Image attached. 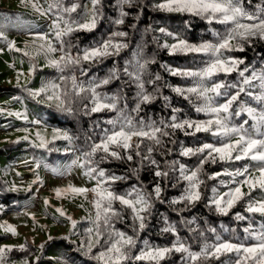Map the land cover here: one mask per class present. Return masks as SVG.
Here are the masks:
<instances>
[{"label": "snow or ice", "instance_id": "1", "mask_svg": "<svg viewBox=\"0 0 264 264\" xmlns=\"http://www.w3.org/2000/svg\"><path fill=\"white\" fill-rule=\"evenodd\" d=\"M134 3L135 0H118L119 15L114 20L115 25L125 24V18L129 16L125 6L132 7ZM248 3L251 4L252 0H248ZM89 4L90 7L82 6L80 0H72L68 5L64 0H49L47 8L37 3L32 4L33 9L41 16L50 17V31L36 33L34 39L41 41L37 55L43 54L46 58L45 66L60 74L59 82L45 81L38 89H33L21 85L19 76L17 78V87L28 98L37 103H47L48 107L54 106L60 112L74 114L72 105L79 102L86 116L105 111L115 113L113 117L103 121L109 127H101V121H96V127L100 128L98 139L91 140L87 148L72 160V167L83 169L84 175L95 181V186L89 189L69 185L55 190L58 197L61 192L84 195L85 199L88 192L94 195L91 203L95 215L89 213L85 218L90 227L86 229V240L80 244L84 254L100 264H164L175 253L181 254L180 264H211L213 261H219L220 264H264V68L259 71L250 70L245 58L232 55L234 52H244L245 45H251L253 40L264 41V0L255 4L254 10L245 7V0H161L157 3L155 8L158 11L190 15L209 25L224 26L223 31L212 29L214 39L199 42H190L179 34L160 27L158 31L174 42L160 43L153 37L159 48L167 49L168 54L173 56L191 55L201 58L200 64L195 67L161 65L170 76L190 82L184 86L165 82L162 87L157 83L162 80L159 74L147 81L144 79L148 66L156 63V60L154 57L143 56L142 48L137 49L134 59L126 61L123 68L114 61L113 67L103 77L93 75L87 81L78 79L77 71L80 76H88L93 67L103 64L109 58L120 56L122 51L129 48V33L123 30L112 31L107 38L83 48L66 39L75 32L91 33L97 28L103 18L102 0H89ZM81 7L84 9L83 15L74 18L73 13H77ZM132 27L135 28L136 25L133 24ZM0 39L7 41L3 31H0ZM53 41L59 44V48ZM7 44L9 50L23 51L15 46V41H7ZM73 48L77 49L75 54L72 52ZM3 51L0 48V52ZM57 51L60 52L58 59L54 58ZM23 55L28 56L30 62L35 59L28 52H23ZM85 64L89 67L85 68ZM241 65L244 67L241 68ZM37 70V64L31 63L30 74L34 75ZM233 73L237 77L235 80L229 79ZM122 76L128 79L119 92L108 94L100 91L114 81H120ZM146 83L154 85L153 91H148ZM130 85H135L136 91L134 107L129 111L127 93L123 88ZM164 88L188 102L192 110L203 114L204 118L183 115V109L173 103L172 96L164 94ZM23 99V96L13 97V100L19 102H23ZM157 100H161L164 107L169 109V115L159 120L141 116L144 108ZM250 101H254L257 106H251ZM3 114L5 110L0 108V115ZM242 114H246L248 119L235 123V118ZM6 115L34 126L42 125L40 119L29 120L26 106L23 111H7ZM44 127L46 130L47 126ZM17 131L26 134L14 143L28 141L32 147L51 153L61 151L55 147V141L63 140L68 144L64 152L74 151V137L66 130L53 128L51 139L36 131L35 140L30 139L28 127ZM177 132L185 137L207 134L215 140L188 146L177 138ZM169 144L175 146V149L169 147ZM157 149H163L161 156L172 155L175 150L180 157H194L196 162L189 166L177 159L167 160L166 167L161 168L154 156ZM113 161L126 165L135 162V166L127 169L128 174H116L101 167ZM240 161L245 163L234 169L225 167L212 173L205 169L206 165L235 164ZM146 166L152 167L154 184L151 191L140 178V173ZM35 167L39 169L41 161H36ZM133 177L136 183L129 185L126 190H115L116 183L127 182ZM207 180L217 183L208 188ZM33 183H42L39 175ZM180 185L183 187L178 196L165 199L164 193L168 187L177 188ZM221 187L226 190L221 191ZM245 187L247 192L244 191ZM202 189L210 194L205 196ZM17 190L16 187L9 189ZM256 190L262 193L260 198L253 197L252 193ZM201 200L221 216H228L237 205L243 203L244 211L234 213L236 221H248L247 226L242 229L243 241L236 235L225 239L215 227L206 230L192 228L190 225L196 223L195 219L181 217L180 224L188 228L189 232L198 233L201 240L199 250H193L191 244L180 236L177 225L170 222L167 216L162 217L164 226L160 229V234H171L174 237L169 245L161 246L141 240V233L148 228V221L152 218L157 203L168 204L173 212L180 215L191 211ZM117 204L119 208L116 207ZM178 205L182 207H177ZM56 211L61 216L65 215L62 209L58 208ZM126 212L127 219L131 221V234L116 227V223L125 222ZM245 213L259 215L262 218L259 226H254L251 216ZM67 219L75 229L78 222L71 216ZM0 228L17 234L16 228L10 224H0ZM206 231L214 235L212 241H209ZM230 231L235 233L236 229ZM141 244L142 247L138 248ZM94 248L101 250L93 255ZM20 250L26 251V246L21 245ZM11 251V246L0 247V264H5L7 253ZM222 257L225 259L221 260ZM23 264H28V261L25 260Z\"/></svg>", "mask_w": 264, "mask_h": 264}, {"label": "trees", "instance_id": "2", "mask_svg": "<svg viewBox=\"0 0 264 264\" xmlns=\"http://www.w3.org/2000/svg\"><path fill=\"white\" fill-rule=\"evenodd\" d=\"M161 0H135V3L132 7L125 6V10L129 12V16L125 18V24L117 26L114 24V20L119 15L117 3L118 0H102L103 4V18L99 22L97 28L91 32H75L70 37L66 39L71 40L74 44H78L80 48L88 47L93 44L98 43L100 40L107 38V36L115 30H123L129 33L127 41L129 43V48L122 51L120 56L109 58L103 64L93 67L92 71L89 72L88 76H80L77 71L78 79H83L87 81L93 75L97 77H103L109 69L113 67L114 61L123 68L124 64L128 60H132L135 57L136 51L138 48L143 49V56L151 58L154 57L156 63L150 64L148 66L147 74L144 79L147 81L150 78H154L155 74H159L162 77V80L157 82L161 87L165 82L171 85H187L190 82L183 80L179 77H172L161 67L163 64H168L172 67H195L198 66L201 62V58L193 56H182V55H169L167 49L159 48L156 40H153V37H156L160 43L167 41L168 43H173L172 38L164 36L161 34L158 29L164 27L167 30L179 34L181 37L188 39L190 42H199L201 40H211L214 39L212 35V29L215 28L218 31H223L224 26L218 24L209 25L206 21L192 17L185 14H176V13H167L158 11L155 8L157 3H160ZM65 4L68 5L72 0H64ZM89 0H80L81 5H87ZM261 0H252V3L249 4L248 0H245V7L249 10H254V5L260 3ZM83 7L77 10V13H73L74 18H78L81 13H83ZM1 11H6L0 9ZM12 14H15L17 11H10ZM139 16V19H137ZM135 24L136 27L133 28L132 25ZM190 25V27H188ZM77 51L76 48L72 49L73 54ZM232 55L245 58L246 63L248 64L250 70L254 69L259 71L264 68V41L253 40L251 45H245L244 52H234ZM85 68L89 67L88 64L84 65ZM244 65H241V68ZM42 70L38 68L34 75H37ZM47 81L54 80L60 75L55 69L47 70ZM68 74V73H65ZM250 74V73H249ZM32 75V74H31ZM236 74L233 73L229 79L235 80ZM127 77L122 76L120 81H114L110 85H107L100 89V91L107 92L108 94H113L121 90L122 85L127 80ZM29 87V85H27ZM10 87V89H12ZM146 88L149 92L153 91L154 85L147 84ZM9 87L0 88V95L4 94L1 90H8ZM20 93L22 96L27 95L22 92L21 88ZM258 91V89H253ZM123 91L127 93V102L128 110L130 111L134 107V95H135V85L126 86L123 88ZM165 95L173 97V103L183 109V115L192 116L196 118H204L203 114L195 113L188 102L182 100L179 97H176L170 89H163ZM248 99L246 97H242ZM86 102V101H85ZM254 103V101H250ZM74 114L69 115L58 111L54 106L48 107L44 106V121L47 125L57 127L60 129L67 130L73 137L76 144V148L79 152L86 149L88 143L91 140L98 139L100 135V128L96 127V121H101V127H109L107 124H104L103 121L113 117L115 113L103 112L98 114H93L91 116H86L83 114L82 106L79 102H76L72 105ZM169 115V109L164 107V104L161 100H157L155 103L148 105L144 108V111L141 113L145 119L152 118L159 120L160 118L167 117ZM244 116V115H243ZM238 117L235 118V123L241 121ZM177 138L182 141L185 145H197L205 141H213L215 138L208 136L207 134H199L198 137H185L182 133L177 132ZM24 141L19 143L10 142L2 147H0V157L3 155H11V152L18 150L19 146L24 145ZM57 144H66L65 141H58ZM169 147L175 146L169 144ZM35 148H32L34 150ZM36 150V149H35ZM163 149H157L154 153L155 158L160 162L161 168L166 167L167 160L177 159L180 162L192 166L196 162V158H182L179 156L178 152L174 150L172 155L165 154L164 156L160 155V152ZM35 157H39V154L36 152L33 154ZM64 156L63 154H53L49 158V162H57L59 157ZM243 161L236 162L235 164H216V165H206L205 169L207 172L212 173L220 171L223 168L227 167L229 169H234L241 165ZM135 162L131 165H126L121 162L113 161L110 164H103L101 167L107 168L110 172L116 174H128L127 169L129 167H134ZM171 175V173H170ZM141 180L144 181L145 185H148V190L151 191L152 185L154 184L152 176V167L146 166L145 169L140 173ZM227 177H221L225 179ZM206 179V177H205ZM136 183L135 178L133 177L127 182H118L114 185L116 191L126 190L129 185ZM217 181L207 180L208 188L216 184ZM183 185L178 186L177 188L168 187L164 193L165 199H171L179 195ZM222 188V187H221ZM205 192V196H208L210 193L206 189H202ZM27 197L26 193H18L14 191H9L7 183L0 176V204H4L5 208L12 209L18 205L23 199ZM119 208V204L116 205ZM177 207H182L178 205ZM244 211L243 203L237 205L233 209L232 213L228 216H221L215 213L212 208H209L206 205L204 200H201L195 208L189 212L181 213L177 215L171 210L168 204L161 205L156 204V209L153 212L152 218L148 221V228L141 233V240H148L152 244L156 245H169L174 237L171 234H160V229L163 225V216H167L170 222L175 223L178 227L180 236L185 239L189 244H191L193 250H199L201 245V240L198 236V233L189 232L188 228L180 224L181 217H185L188 220L195 219L196 223L190 225L192 228L199 227L201 230H206L209 227H215L217 232L223 236L225 239H230L234 235L239 236L243 241L244 233L242 229L247 226L248 221H236L234 219V213ZM245 215H250L245 213ZM128 213H125V222L116 223V227L128 232L131 234V228L129 227L131 221L127 219ZM251 220L254 223V226L258 227L259 225V215L251 216ZM88 224V223H87ZM236 229L235 233H232L230 230ZM206 236L209 241L214 239V235L206 231ZM3 236H0L2 239ZM62 238H56L51 240L46 245H43V248H40V245H35L32 242L26 243V251H21L20 247L12 248L11 252L7 253L5 258V264H11L13 261H23L31 259L36 264H100V262L92 259L91 256L85 255L84 251L80 248L81 242H76L69 239V236ZM252 241H247L251 243ZM142 247L138 245V248ZM101 249L94 248L93 255H95ZM52 252V255H49ZM38 255V256H37ZM180 255L179 253L173 254L171 260L165 261L164 264H180ZM39 257V259L34 260V257ZM225 259L224 257L221 260ZM18 264V263H17ZM143 264V262H140ZM211 264H220L219 261H213Z\"/></svg>", "mask_w": 264, "mask_h": 264}, {"label": "rangeland", "instance_id": "3", "mask_svg": "<svg viewBox=\"0 0 264 264\" xmlns=\"http://www.w3.org/2000/svg\"><path fill=\"white\" fill-rule=\"evenodd\" d=\"M33 3L47 8L49 0H0V9L6 10L0 12V31L5 33L7 41H15V46L23 50L22 52L9 50L7 41L0 39V48L4 49L3 52H0V88L9 87L8 90H1L4 94L0 95V108L5 110V114L0 115V147L14 142L26 134L17 131V129L28 127L30 139L35 140L36 131H40L47 139H51L52 129L57 128L47 125L44 121V106L47 103H37L25 96H23V102L13 100V97L22 96L18 90L19 87H17L18 76L21 85H29L30 88L38 89L42 83L47 81L46 71L53 70V68L45 66L46 58L43 54L37 55L38 45L41 41L34 39L36 33L50 31V17L41 16L36 12L32 7ZM87 5L90 7L89 2ZM11 10L17 12L12 14ZM53 43L56 44L55 41ZM56 47L59 48V44H56ZM23 52H28L35 57L34 61L30 62L29 57L24 56ZM59 56L60 52L57 51L54 58L58 59ZM31 63H36L42 71L37 75H31ZM54 80L59 82L58 78ZM12 86L13 88L10 89ZM40 99L42 100L43 97ZM250 104L254 107L257 106L255 102ZM25 106L29 120L40 119L41 126H34L6 115L7 111H23ZM238 118L242 120L237 124L248 119L246 114H242ZM251 123L249 120V124ZM45 125L47 126L46 130ZM58 141H55V147L61 149L59 152L49 153L37 148L32 150L34 147L28 141H24L25 144L19 146L18 150L12 151L11 155L0 157V176L7 183L8 188L16 187L18 190L14 192L27 194V197L12 209H7L4 204H0V224L5 226L10 224L16 228L17 232L14 235L0 228V236H3L0 239V247L5 245L12 248L20 247L28 242L41 246L56 238L67 236L76 242L86 240V229L90 227V223L85 218L89 213L95 215L91 203L94 199L93 193L88 192L87 199L84 195L64 192H61L58 197L55 190L67 188L69 185L91 189L95 186V181L89 180L84 175L83 169L72 167V160L80 154L75 142L73 141L72 145L74 151L65 153L64 149L68 147L67 142L65 141L66 144H57ZM35 152L39 154V157L33 155ZM55 153L64 156L59 157L55 163L49 162V158ZM25 161L29 163H25ZM36 161H41L39 169L35 167ZM243 163L245 162L243 161ZM252 163L255 165V162ZM37 175L41 178L42 183H33ZM228 179L230 178H225V180ZM29 188H31L30 191ZM225 190L224 187L221 188V191ZM244 191H248L247 187L244 188ZM252 195L255 198H260L262 193L256 190ZM58 208L64 211V216L56 211ZM68 216L78 222L75 229L72 228L71 221L67 219ZM261 219L259 216V224ZM49 255H52V252ZM37 256L34 257V260ZM24 261H13L11 264H23ZM27 261L28 264H36L31 259H27Z\"/></svg>", "mask_w": 264, "mask_h": 264}]
</instances>
